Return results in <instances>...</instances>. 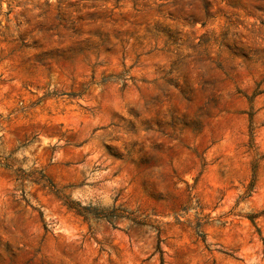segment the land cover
Returning <instances> with one entry per match:
<instances>
[{
    "label": "rangeland",
    "instance_id": "1",
    "mask_svg": "<svg viewBox=\"0 0 264 264\" xmlns=\"http://www.w3.org/2000/svg\"><path fill=\"white\" fill-rule=\"evenodd\" d=\"M25 2L0 0V36L19 29L21 17L31 22L20 7ZM202 3L204 23L172 8L166 15L148 11L149 0H57L51 22L31 30L44 36H33L29 45L24 37L31 33L17 34L9 56L0 58V264H264V154L258 151L264 146V73H247L241 84L222 81L217 87L225 99L200 98L193 118L181 104L167 118L150 113L143 131L159 139L148 150L133 141L140 145L137 158L125 161L124 153L104 145L120 162L110 176L105 168V176L88 181L82 167L98 158L91 140L104 126L92 122L126 119L111 108L125 92L132 99L159 98L156 81L165 74L157 56L171 68L170 45L196 51L213 43L209 29L236 23L224 9L212 13L208 0ZM225 7L237 5L226 0ZM223 37L222 31L218 46L231 55ZM6 47L7 39H0V52ZM53 74L58 86L48 91ZM165 83L187 101V82ZM129 127L135 135V125ZM21 151L39 167L13 171ZM153 167L161 169L152 184L162 192L145 188L141 173ZM99 170L94 165L92 173ZM125 173L128 189L107 212L82 209L69 198L86 183L93 187ZM114 209L120 219L108 217Z\"/></svg>",
    "mask_w": 264,
    "mask_h": 264
},
{
    "label": "clouds",
    "instance_id": "2",
    "mask_svg": "<svg viewBox=\"0 0 264 264\" xmlns=\"http://www.w3.org/2000/svg\"><path fill=\"white\" fill-rule=\"evenodd\" d=\"M211 5L209 11L216 13L217 9H224L225 14L232 17L236 23L233 26L225 25L223 22L219 24V27L209 29V36L212 38L213 43L206 46H195L196 51H193L187 44L178 42L175 46L170 45L171 51H167V55L170 61H175L174 65L169 68V63L159 59V67L162 73H164V79H158L156 81L155 92L159 93V98L155 101L151 100L147 95L143 98L132 99L125 92L124 99L120 105H112L111 108L119 114L120 117L126 118H109L105 116L104 119L99 121H93L91 127H96L97 124L103 125L93 136L91 143L94 146V150L98 153V158L93 159L90 162L85 163L82 167L89 173L86 177L88 181H95L98 177H103L106 173L103 169H107V174L110 176L112 171L120 163L119 161H113L105 150V144L113 145L111 151L124 153L125 161L128 158L135 159L139 155L138 149L140 145L133 144L135 140L143 141L148 147L154 143L159 137L153 133H145L143 131V121L152 112L159 110L160 113L167 118V113L170 108L175 104L184 105L182 112H187L189 118L192 117V113L196 112L199 107L198 101L200 98H207L209 94H215L218 101H222L223 97L220 96V89L217 87L222 81L231 79L237 84H241L242 76L251 73L254 77H259L261 73H264V0H232V3L236 4L235 9L226 8V0H208ZM57 0H48V4L44 3V0H29V2L21 3L20 7L27 10L28 17L31 18L30 23H24V17L20 18V27L17 29L15 25L10 30H3V36L0 39H7L8 47L4 48L0 52V58L9 56V49L15 43V38L18 33H31L25 35L24 42L31 44L33 36H44L43 33H32L31 30L38 23H50L54 16ZM11 7L16 8V4L13 3ZM156 8L161 10L162 15H166L170 8L180 10L181 15L192 17L193 14L200 18L201 23L207 20L204 15L202 0H179L175 3L174 0H149L148 11H154ZM7 8L5 7V11ZM219 15V14H217ZM243 21V23H239ZM151 21H149L150 25ZM226 33V42L232 47V54L229 55L224 49L218 46V39L221 38V32ZM191 36V34H189ZM55 39V37H53ZM195 37H191L194 40ZM189 40V43H191ZM159 48L156 52H159ZM27 54V53H25ZM239 58V59H238ZM12 59V57H9ZM7 64V61H5ZM219 66V67H217ZM246 70V72L244 71ZM212 79H209V78ZM52 84L48 91L52 90V87L57 85V76L53 74ZM127 76L117 81L118 84H123ZM166 80H170L180 87L185 88L186 97H180L174 93L170 84L165 83ZM139 84V81H137ZM242 86V85H241ZM143 88V86H141ZM152 86H149L151 90ZM103 107L104 101L97 98ZM129 109H134L139 113V117L130 115ZM203 111V109H201ZM135 125V135L129 127V123ZM87 127V126H86ZM35 145H33L34 147ZM258 151L264 154V146H261ZM27 156L26 152L16 153L18 158L14 164L15 167H22L26 172L30 171L33 167H39V164H34V157L28 156L27 160L24 157ZM55 162L56 157H52ZM99 166V171L92 173L93 166ZM122 168L124 165H120ZM132 176L136 173L134 170L129 169ZM161 169L148 168L147 171L141 173V175L147 180L145 188L149 192H162L163 189L159 186L154 188L152 181L159 174ZM131 177L126 173L122 174V178L104 180L103 182L96 184L93 187H89V184H85L82 188L75 191H71L68 195L73 201L79 202V206L83 209L86 205L90 209H95L101 212H107L114 207V201L117 194L123 188L127 191ZM31 188V185H28ZM85 192L87 196L84 199L79 198V193ZM16 197L19 198V192L16 193ZM7 197H5V200ZM31 199V197H29ZM35 203V201H33ZM142 203V201H137ZM134 206V205H133ZM7 205L5 204V208ZM241 209H237L240 211ZM248 211L247 207L242 209ZM53 232L56 231V226L50 223L49 225ZM63 239V237H60ZM264 254V253H262Z\"/></svg>",
    "mask_w": 264,
    "mask_h": 264
},
{
    "label": "trees",
    "instance_id": "3",
    "mask_svg": "<svg viewBox=\"0 0 264 264\" xmlns=\"http://www.w3.org/2000/svg\"><path fill=\"white\" fill-rule=\"evenodd\" d=\"M74 208V207H73ZM78 210V209H77ZM116 209H114L113 211H111L108 215V217H114V218H117V219H120L122 216L120 214H118L117 211H115ZM79 211V210H78ZM80 212V211H79Z\"/></svg>",
    "mask_w": 264,
    "mask_h": 264
}]
</instances>
